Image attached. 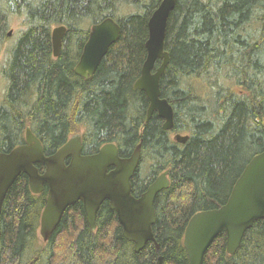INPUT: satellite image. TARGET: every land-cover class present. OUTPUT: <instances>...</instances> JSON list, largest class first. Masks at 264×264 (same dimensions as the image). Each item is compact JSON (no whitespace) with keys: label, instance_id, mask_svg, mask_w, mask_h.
<instances>
[{"label":"trees","instance_id":"16d2710c","mask_svg":"<svg viewBox=\"0 0 264 264\" xmlns=\"http://www.w3.org/2000/svg\"><path fill=\"white\" fill-rule=\"evenodd\" d=\"M161 2L0 0V53L10 19L25 16V30L6 49L0 69L6 83L0 153L24 145L27 129L47 156L77 134L83 155L113 143L128 158L142 143L133 195L167 171L170 182L155 200L159 252L150 242L136 253L109 202L97 214L96 230L79 202L42 242L48 187L34 195L22 174L3 204L0 264H156L159 256L163 264H189L184 237L190 219L225 205L246 166L264 152V0H178L165 43L171 60L161 79V96L175 112L171 131L163 130L157 113L146 122L149 101L134 89L147 58L148 22ZM107 18L121 26V37L93 79H83L75 68L91 28ZM60 26L67 32L54 58L52 32ZM179 133L189 136L185 144L173 140ZM203 264H264V219L246 232L234 255L222 233Z\"/></svg>","mask_w":264,"mask_h":264},{"label":"water","instance_id":"95a60500","mask_svg":"<svg viewBox=\"0 0 264 264\" xmlns=\"http://www.w3.org/2000/svg\"><path fill=\"white\" fill-rule=\"evenodd\" d=\"M178 0H162L148 22L147 58L141 75L134 85L149 101L148 123L155 113L164 121L163 130L175 127V112L161 96V79L171 57L165 43L168 22ZM67 28L56 27L52 32L54 58H58ZM121 26L107 18L91 28L88 41L75 68L77 76L93 79L109 50L121 37ZM8 36H11L9 33ZM160 62V66L155 68ZM189 136L176 134L174 141L185 144ZM140 143L128 158H122L118 147L109 143L99 152L82 155V137L72 136L55 154L47 156L41 141L30 129L26 143L8 153H0V220L6 196L20 175L29 179L34 195L48 187V197L41 217L40 236L46 243L56 232L66 210L83 203L87 222L96 230L97 214L103 203L109 202L117 214L124 237L141 252L148 243L156 242L153 226L156 223L155 200L168 189V171L159 176L139 197L133 195L132 179L141 164ZM37 165L44 166L43 173ZM264 219V152L256 155L236 182L227 203L220 208L194 215L186 228L184 246L189 264H203L214 241L226 234L227 252L234 255L240 248L246 232L254 223ZM1 238V232H0ZM156 264H163L159 256Z\"/></svg>","mask_w":264,"mask_h":264},{"label":"rangeland","instance_id":"374dc122","mask_svg":"<svg viewBox=\"0 0 264 264\" xmlns=\"http://www.w3.org/2000/svg\"><path fill=\"white\" fill-rule=\"evenodd\" d=\"M24 30H25V16H23V15L20 16L19 13H17V15L15 16L14 19H12V18L10 19V27L7 30V35L9 33H11V36H8L9 38L7 41H5L4 48L2 50L3 52L0 53V69L4 65V62L7 58V55L5 53L6 49L13 46L16 39L20 36L21 32ZM5 84H6L5 79L1 76V73H0V104H1V100L3 98V95L5 93V88H6ZM143 168L145 171L143 174H146L147 169H148L147 165H145V167H143ZM39 237H40L41 241L43 242V239L40 236V229H39Z\"/></svg>","mask_w":264,"mask_h":264},{"label":"bare ground","instance_id":"6f19581e","mask_svg":"<svg viewBox=\"0 0 264 264\" xmlns=\"http://www.w3.org/2000/svg\"><path fill=\"white\" fill-rule=\"evenodd\" d=\"M120 11V10H119ZM117 12H118V10H117ZM116 14V13H115ZM227 69V68H226ZM228 71V70H227ZM199 77H201V76H199ZM148 106V105H147ZM211 121V120H210ZM163 127V126H162ZM214 128V127H213ZM161 137V136H160ZM173 138V137H172ZM131 142V141H130ZM124 145V144H123ZM155 151V150H154ZM148 180V179H147ZM145 186V185H144ZM218 200V199H217ZM81 219V218H80ZM73 227V226H72ZM76 232V231H75ZM67 233V232H66ZM249 247V246H248ZM216 257V256H215ZM246 257V256H245ZM248 262V261H247ZM130 263V262H129Z\"/></svg>","mask_w":264,"mask_h":264},{"label":"flooded vegetation","instance_id":"af4514ba","mask_svg":"<svg viewBox=\"0 0 264 264\" xmlns=\"http://www.w3.org/2000/svg\"><path fill=\"white\" fill-rule=\"evenodd\" d=\"M82 151H83V149H82Z\"/></svg>","mask_w":264,"mask_h":264}]
</instances>
